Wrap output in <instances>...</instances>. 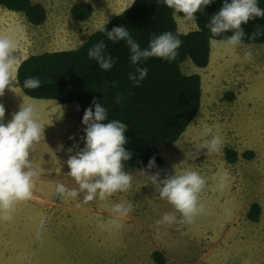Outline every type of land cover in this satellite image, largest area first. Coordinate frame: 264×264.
<instances>
[{
	"label": "rangeland",
	"instance_id": "374dc122",
	"mask_svg": "<svg viewBox=\"0 0 264 264\" xmlns=\"http://www.w3.org/2000/svg\"><path fill=\"white\" fill-rule=\"evenodd\" d=\"M32 1L42 4L46 19L39 25L27 23L28 42L22 39L19 44L21 58L77 47L96 25L132 2ZM76 2L91 6L87 19L71 16L70 8ZM174 18L179 32L196 28L193 19L176 14ZM249 49L253 53L250 61L244 58ZM180 69L185 74H199L200 107L175 142L159 147L163 167L127 166L125 171L133 177L130 191L88 204L82 202L83 194L63 199L55 191L57 183L78 188L67 165L68 158L75 155L68 142L76 139L85 146L77 126V103L53 99L42 102L26 96L16 83L27 98L26 104L38 108L45 124L44 138L30 154L41 175L33 198L18 203L11 220H0V264H157L153 251L160 252L163 264H264V43L242 42L231 53L210 45L205 67H197L187 58ZM3 105L10 118L21 106L10 101ZM204 123L219 126L223 145L217 153L195 148ZM225 148L236 152L234 161L227 160ZM243 152L251 155L243 156ZM185 170L197 171L206 179L200 197L206 214L192 224H184L176 213V223L156 226L155 221L163 214L175 210L160 199L151 176L158 173V181H162ZM224 171L229 173L227 186L223 191H214ZM121 201L131 202L133 211L121 221L120 229L103 231L100 222L111 216V205ZM253 202L260 206L256 221L247 216ZM42 217L47 222L38 237Z\"/></svg>",
	"mask_w": 264,
	"mask_h": 264
},
{
	"label": "clouds",
	"instance_id": "9594fccd",
	"mask_svg": "<svg viewBox=\"0 0 264 264\" xmlns=\"http://www.w3.org/2000/svg\"><path fill=\"white\" fill-rule=\"evenodd\" d=\"M164 4L173 9L174 13H182L187 20L195 18V13L204 6L212 3V0H163ZM118 14V13H117ZM119 15V14H118ZM256 18H264V9L258 5V0H224L218 13L211 17L207 24L213 39L210 45L222 48L231 53L246 35L242 25ZM96 31L106 33L109 40L114 43L124 40L130 50V60L137 65L142 60L157 57L173 61L178 55V49L182 45L179 35L172 32H164L153 37L147 48H141L140 44L132 38L129 31L123 26L114 27L106 31L105 23L96 25ZM15 39L12 36L0 34V96L5 89L14 91L13 82H17L16 71L18 65L19 40L22 29H14ZM231 32L222 40L214 39L224 33ZM259 27L249 39H255L261 35ZM105 44L98 42L88 50V56L95 59L99 67L110 70L115 60L111 55L105 56ZM252 51L245 52L244 58L251 60ZM148 75L146 67H137L134 72L128 74V79L134 86H139ZM25 89H37L41 87L38 77H28L24 80ZM122 97L117 96L119 103ZM85 109L82 123L86 125L85 146L67 160L70 169L68 173L78 185V188L69 189L63 183H57L55 191L58 197L63 199H76L83 194L82 202L88 204L94 200L107 201L118 192H128L132 188V175L125 171L124 162L131 159L132 153L126 150L124 145L127 140L124 135L128 125L119 120H109L108 112L104 106L96 102ZM5 107L0 103V220H11L16 205L27 202L33 198L36 183L41 175L37 166H34L30 154L41 138H44L45 124L41 121V114L33 104H22L19 111L15 112L7 123H4ZM215 127V130H214ZM209 126L204 123L199 132L200 142L195 144L197 151L206 149L207 153H217L221 150L223 139L218 134L219 126ZM154 165V159L149 161L148 167ZM158 173L151 176V181L157 186L159 197L166 200L175 212L163 214L162 218L155 221L156 226L171 225L177 222L179 213L180 222L192 224L196 218L206 214L205 205L201 202V193L206 188V179L194 170H185L175 173L168 178L158 181ZM229 181V173L222 172L217 178L214 191H223ZM79 206V205H78ZM134 209L131 202L121 201L110 207L111 216L106 221H101L99 227L103 231L111 232L120 229L121 221ZM47 222L46 217L40 220L37 230L39 237Z\"/></svg>",
	"mask_w": 264,
	"mask_h": 264
},
{
	"label": "trees",
	"instance_id": "16d2710c",
	"mask_svg": "<svg viewBox=\"0 0 264 264\" xmlns=\"http://www.w3.org/2000/svg\"><path fill=\"white\" fill-rule=\"evenodd\" d=\"M230 2V0H229ZM224 0H212L195 13V29L182 33L177 29L174 13L163 0H132L131 4L105 22L106 31L114 27H125L141 48H147L150 40L164 32L179 35L182 45L175 60L168 61L151 57L133 65L130 50L124 40L115 43L109 40L106 33L92 31L77 47L54 51H42L30 54L22 59L17 67L16 79L21 91L28 97L36 99H53L58 103L76 102L78 105L77 126L81 136L85 137L82 123L85 109L93 99L104 106L109 120H119L128 125L124 135L126 150L132 153L131 159L124 162L127 167H145L160 169L164 165L159 147L175 142L196 116L200 107V76L197 73L185 74L180 64L190 59L197 67H205L209 61L210 30L207 24L211 17L218 13ZM0 5L12 11L23 13L26 20L39 25L46 19L45 8L32 0H0ZM264 9V0H258ZM71 16L76 20H85L91 14V6L86 2H76L70 8ZM246 33L242 42L264 43V18H256L242 25ZM259 27L261 35L255 39L249 36ZM231 32L214 39L222 40ZM105 44V56L111 55L115 63L110 70L104 71L98 62L88 56V50L98 42ZM137 67L148 69L147 77L134 86L128 74ZM38 77L41 87L25 89L24 80ZM122 97L119 103L116 97ZM85 140V139H84ZM68 146L76 154L83 149L79 140L68 142ZM248 157L251 152H243ZM225 157L234 161L236 152L225 148ZM154 159V165L148 167ZM260 206L253 202L247 216L256 221ZM153 260L163 264V256L159 251L152 252Z\"/></svg>",
	"mask_w": 264,
	"mask_h": 264
},
{
	"label": "crops",
	"instance_id": "0c3cea01",
	"mask_svg": "<svg viewBox=\"0 0 264 264\" xmlns=\"http://www.w3.org/2000/svg\"><path fill=\"white\" fill-rule=\"evenodd\" d=\"M17 12L18 11L8 10V9H6L0 5V34L9 35L15 39V33L13 30L17 29V28L22 29V36H21V39L19 40V44L21 43L22 39H24L23 41H25V43H26V42H28V40H27L28 37L26 34L27 30H28V24L27 23H29V22H27L25 16L22 15L23 13L21 14V12H19V13H17ZM63 49H67V48H63ZM69 49H71V48H69ZM59 50H62V49H59ZM32 54H34V53H32ZM15 55L18 56L19 53L17 52V53H15ZM28 55H30V54H28ZM28 55H25L22 58L19 55L18 56V64H19L21 59H24ZM17 67H18V65H17ZM16 83L17 82H15V81L13 82L14 91L9 89V88L5 89L4 95L0 96V103L5 104V102L10 101L11 103H15V102L20 103V105H22L23 103L26 104L25 99L27 100V98L20 93V91L18 90L19 86L17 87L18 84L16 85ZM39 100L42 101V99H39ZM45 102L43 105L47 104ZM9 120H11V118L9 117L8 112L5 111L4 123H7Z\"/></svg>",
	"mask_w": 264,
	"mask_h": 264
}]
</instances>
